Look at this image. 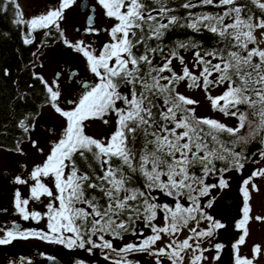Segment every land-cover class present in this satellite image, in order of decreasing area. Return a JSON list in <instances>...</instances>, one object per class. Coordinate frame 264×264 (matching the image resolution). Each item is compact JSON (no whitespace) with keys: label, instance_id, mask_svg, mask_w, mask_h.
<instances>
[{"label":"snow or ice","instance_id":"6c2138e0","mask_svg":"<svg viewBox=\"0 0 264 264\" xmlns=\"http://www.w3.org/2000/svg\"><path fill=\"white\" fill-rule=\"evenodd\" d=\"M75 2L59 0L58 5L27 21L18 0H3L0 12L11 8L12 23L27 26L29 33L23 42L31 44V33L37 30H49L45 32L48 35L54 27L63 37L60 21ZM97 2L105 16L116 21L108 30L111 42L97 55L83 41L72 44L64 40L84 56L97 82L82 81L80 96L71 101L74 107L63 110L57 104L60 91L36 77L46 89L47 102L66 120V126L58 140L51 142L44 163L35 166L29 177L34 181L30 187L33 201L40 202L44 196L51 198L46 212L30 211L29 199L22 198L20 191L14 194V209L25 221L39 223L46 218L47 231L22 230L15 223L7 228L0 226V246L38 239L89 254L99 249L109 264H140L129 259L137 253L154 256L155 264H162L161 257L171 264H183L184 254L191 250L189 264H202L207 259L204 252L208 251L202 248V242L214 238L226 225L204 211V207H212V201L202 207L201 198L210 196L213 189L222 191L229 187L224 174L244 168L248 144L256 141L262 145L259 156L264 160V48L260 46L264 44V0H184L179 7L186 10L185 16L175 14L176 9L169 6L168 0ZM208 6L219 11H192ZM177 26L194 32L207 30L218 38L217 45H223L206 50L203 55L200 51L194 53L195 65L202 67L199 76L186 66L181 75L173 71V59L184 64L175 50L169 52L162 66L153 65L154 56L164 53L159 41ZM87 31L98 34L91 20ZM194 46L180 43L177 47ZM214 60L217 62L213 63ZM165 72L170 75H163ZM185 80L189 89L202 88L212 109L236 119L237 125L230 127L212 118L197 117L192 106L198 102L177 91L179 82ZM224 85L227 87L221 95L211 96L210 88ZM122 88L128 89L126 94ZM113 114L115 130L107 138L96 139L85 133L86 121L100 120L109 125L108 117ZM19 127L24 133L31 130L24 120ZM245 128V134L240 135ZM32 145L37 147V142L32 141ZM217 161L227 166L218 169ZM217 174V183L206 182ZM49 177L55 193L42 182V178ZM256 177L264 179V168L254 171L241 184L242 217L235 228L242 234L232 244L233 264H254V259L264 254L259 245L253 247V259L239 254L249 235L250 221L264 223V215L251 216V192H259L258 185L253 183ZM14 183L24 185L28 180L17 176ZM156 192L170 197L174 204L158 203V197L153 195ZM182 199L188 206L181 203ZM161 212L164 226L154 223ZM202 220L208 222L205 230L194 226L187 238H177L190 223L198 226ZM141 222L151 230V235L144 236L142 230H137ZM127 234L136 236L138 242L116 249L113 241L123 240ZM164 236L169 237V242L157 248ZM213 247V259L219 260L225 246L217 243ZM25 260L21 257L20 264H25ZM26 264L33 261L27 259Z\"/></svg>","mask_w":264,"mask_h":264},{"label":"rangeland","instance_id":"374dc122","mask_svg":"<svg viewBox=\"0 0 264 264\" xmlns=\"http://www.w3.org/2000/svg\"><path fill=\"white\" fill-rule=\"evenodd\" d=\"M79 2L76 0V2L73 4L72 7L69 9L65 10L64 12V19L60 21V27L63 30V33L65 35V39L67 40H73L75 42H80V36L75 33V27L79 28H85V19L86 15L81 14L79 12ZM59 1L55 4L53 3H47L46 1L43 0H19V4L21 7V10L23 11L24 14V19L27 21L39 14L45 13L48 9L58 5ZM100 10L98 12V26L97 27H112L116 23L114 19L108 18L105 16V11L104 9L99 5ZM257 38H260V33L257 31L256 33ZM94 43H90L89 46L93 50H95ZM262 48H264V44L260 45ZM184 64L180 65V67H187L190 72H193L195 74L199 73V68L195 66L194 59L191 56H186L184 57ZM178 68V67H177ZM56 68L53 69V71ZM180 68H178L179 71ZM52 71V72H53ZM50 79H45L46 81H54L53 75L51 74ZM97 82V78L95 79L94 83ZM60 86L61 84L58 83ZM223 86L217 87L215 89H209V92L211 96L213 97H218L223 91H224ZM57 90V89H54ZM179 93L185 95L188 98H191L198 103L196 105H193L192 107H195L196 109V116L197 117H208L212 118L215 120H218L221 123H224L227 126L230 127H235L234 121L230 120L228 118H225L222 114L215 112L212 109L211 102L206 98V93L202 90V88H192L189 89L185 83H183L179 89ZM74 107V106H73ZM73 107H67L65 106L63 110H71ZM43 113L45 115H49L51 120L54 123V126H57V128H64L66 126V120L62 118L58 113L53 112L52 110L49 109H44ZM111 120V123L109 125H104L100 120H92V121H86V127H85V133L93 138L96 139H104L107 138L115 128V116L114 114L110 117H108ZM60 131L56 134L54 138H52L51 141H45V142H37V147H33V145H26L27 148L29 149V153L27 155L28 158H30V162L27 164V169H28V177H30L31 171L34 169L35 166L37 165H42L47 157V155L51 151L52 143L53 141L58 140V138L61 136ZM38 149H42L43 151L40 152ZM10 162L12 163V156L10 157ZM250 162H255L256 167L255 170L262 169L264 168V160L260 159L259 154ZM246 163V165L248 164ZM3 165L5 166L4 162ZM245 165V166H246ZM244 166V168H245ZM240 172L232 171L224 174L225 179L229 183V187L225 188L224 190H219V189H213L211 191L210 196L207 197H202L201 198V205L202 207L206 205L209 201H212V207L207 208L204 207V211L208 214L211 215L215 220L222 222L223 224L226 225L225 228L220 229L216 232L214 238H211L210 240L206 239L202 242V248L208 249V251L204 252V256L207 258L202 261V264H230L231 259L233 258V254H231L230 249L232 248V244L238 240L239 236L242 234L240 231H238L235 228L236 222L241 219L242 217V208H243V195L240 191L241 189V184L242 181L246 178H249L252 172L249 175H244L243 170ZM8 179L7 178L5 180ZM42 182L45 183L50 189L53 190L55 193V188L52 179L49 178H42ZM209 184L212 183H217L218 178L216 179H209L206 181ZM253 183H256L259 187V192L252 191L251 192V200H250V205L252 207V212L251 216L255 217L258 215H264V179H261L259 177H256L253 179ZM34 184V181H32L31 185H27L24 190H22L21 197L29 199V205L28 209L30 211L35 210L39 211L42 214L46 212V205L49 202L51 198L49 197H41L40 202L33 201L30 196V187ZM251 188V186H249ZM12 190L6 189L3 187V185H0V198L4 199L5 197L7 198H12ZM158 203H168L169 205L174 204V201L170 197L164 196L162 193H158L157 196ZM215 197L213 200L212 198ZM228 197H234L240 200V204L237 206L234 205H226L223 203V200L228 198ZM185 206H188L187 201H181ZM11 213L16 212L14 207H12V210H10ZM1 219V218H0ZM15 222H24L28 224V229L26 230H43L47 231V220L42 219L39 223H31L33 220H28L30 223L25 220H23L20 216L14 220ZM155 224L158 226H164V219H163V213H158L157 219L154 221ZM208 222L202 220L199 225H195V223H190L189 228L184 229L179 235L178 239L183 240L187 238L189 235H191L189 229L192 227H198L199 230H205L207 228ZM249 235L245 238V243L240 246L239 248V254L242 257H247L249 259H253V247L255 245H259L262 250H264V223H259L255 221V219L250 221L249 224ZM152 234V233H151ZM2 235V233H0ZM130 237V238H129ZM126 237L123 240H115L113 241V245L116 249L121 248V245L123 242L125 244L128 243H135V237L134 236H129ZM107 239H111V237H106ZM37 239H29V240H17L18 242H23V241H36ZM169 242L168 237H163L162 241L159 243L161 245H165ZM158 243V242H157ZM192 243V241H190ZM221 243L225 247L222 249L220 252V259L219 260H214L213 257L216 255L215 248L213 247L214 244ZM158 248V246L156 245ZM5 248V245L0 246V253H3ZM192 256L191 250L187 251L184 254V258L186 262L189 264L190 262V257ZM1 257V255H0ZM254 264H264V254L260 255L258 258L254 259Z\"/></svg>","mask_w":264,"mask_h":264},{"label":"flooded vegetation","instance_id":"af4514ba","mask_svg":"<svg viewBox=\"0 0 264 264\" xmlns=\"http://www.w3.org/2000/svg\"><path fill=\"white\" fill-rule=\"evenodd\" d=\"M47 3H57L59 0H43ZM82 1V0H78ZM79 2V3H80ZM95 7V24L94 28L98 30L97 33H90L87 31V27L79 28L75 27V33L80 36L81 32H88L84 39H81L80 42L83 41L84 45H88L90 43H94L96 45L94 48L96 54L98 55L101 51L102 47L110 43L109 31L111 27H97L98 26V12L100 10L99 4L97 0H89V8ZM90 13V10L87 9L85 15L87 16ZM60 30L63 32L62 28ZM43 31V30H38ZM60 37V38H59ZM65 35L63 37L60 35L58 37H53L51 42H47L46 44H41L39 46L40 52L36 54L34 60V72L38 77H42L44 81L45 79H50V75H53L55 83L52 81H47L48 85L53 87V89H57L58 83L61 84L57 90L60 91L61 95L57 101L58 106L62 109L67 107H73L74 105L71 101L76 100L81 92V82L87 81L90 83H94L95 77L89 71L86 63V59L81 53L76 52L73 48L68 47L65 43ZM67 40V39H66ZM72 44H76L77 42L73 40H67ZM56 68L54 71L53 69ZM53 71V72H52ZM57 73H59V77H57ZM44 109H49L55 112V110L48 103L34 118V120L30 123L31 130L27 133L26 137L23 140L19 141V150H17V145L14 146V149H0V185H3L4 188L12 190V198L5 197L4 199L0 198V210L7 209V212H0V226L5 228L9 227L15 222L16 218L19 215L14 212L11 213L12 207H14V194L16 191H22L27 185H31L32 181L27 179L28 177V169L27 164L30 162V158L27 157L29 153V149L26 145H32V141L36 142H45L51 141L52 138L56 136L58 131L62 133V128H57L54 126L53 121L49 117V115H45L43 113ZM56 113V112H55ZM49 129H53L54 131L49 132ZM60 133V135H61ZM11 151L14 156L12 159V163L9 165L5 160V152ZM3 162L5 166L3 165ZM21 168H24V173L19 174ZM8 173V179L5 180L3 178V173ZM19 176L22 179L28 180L27 184L17 185L14 183L15 178ZM27 222V221H26ZM30 223V221H28ZM34 222L31 223L33 225ZM36 223V222H35ZM22 225V230L28 229V224L24 222L20 223ZM137 230H142L144 236L151 235V230L149 228H145L143 223H138ZM133 236L131 234H127L126 237ZM135 237V243L138 242L137 237ZM167 237V236H164ZM130 238V237H129ZM169 238V237H168ZM178 238V237H177ZM125 245V242L122 243L121 247ZM158 248L163 247L159 242L157 243ZM44 254V255H42ZM0 264H20V258L24 257L27 259H31L33 264H77L78 261H82L83 264H109V261H105L103 259V253L96 249L92 254H89L85 250L81 249H73L69 250L64 248L61 245L49 244L43 242L41 240L36 241H23L18 242L13 241L10 245H5L3 253H0ZM47 257H53L54 259H47ZM129 259L140 262V264H155L156 258L154 256H149L144 253H137L129 256ZM25 260V264H26ZM162 264H171V262L161 257ZM183 264H188L184 258ZM225 264V263H223Z\"/></svg>","mask_w":264,"mask_h":264},{"label":"trees","instance_id":"16d2710c","mask_svg":"<svg viewBox=\"0 0 264 264\" xmlns=\"http://www.w3.org/2000/svg\"><path fill=\"white\" fill-rule=\"evenodd\" d=\"M183 2L184 0H168L169 6L175 8V14L179 16L186 15V10L179 7ZM0 3H3V0H0ZM192 11L216 12L219 11V9L208 6L203 9H193ZM13 19L14 14L11 8L7 12H0V149H14L16 143L20 140H23L27 135V133H24L19 127V122L24 120L30 125L39 112L49 103L47 102V92L44 88V85L39 79L36 78L38 76L34 72V60L36 54L40 52L39 46L41 44L51 42L54 36H60V33L57 32L54 27L50 30V34L48 35H45V32L49 30H37L32 33L31 39L33 42L31 44H25L23 42L25 38L22 36V25H14L12 23ZM217 39V37L207 30L194 32L189 28H181L178 26L172 28L166 32L162 40L159 41L160 46L164 48V53H158L154 56L153 65L155 67L162 66V64L165 62V57L172 50L177 51L178 56L183 57V59L186 56H191L194 59V53L196 51H200L201 55H203L204 51L206 50H212L218 46L222 47L223 45H217ZM151 43L153 46H156L157 42L153 41ZM180 43L195 46L178 48L177 46ZM250 47L252 46L250 45ZM208 59L211 58L208 57ZM216 62L217 61L215 60L213 61V63ZM180 65L179 59L172 60L171 67L178 75L182 74V70L184 68L180 67ZM177 67L180 68L179 71ZM196 67L199 68V73H191L199 76L200 72L202 71V67ZM163 75L168 76L170 73L165 72ZM214 78L215 76L210 77V79ZM183 83L187 85L188 81L185 80L179 82L177 91ZM223 87L226 88L227 85H224ZM215 88L217 87L210 89ZM121 91L126 94L128 89L122 88ZM118 106L122 105L118 104ZM215 112L220 113L218 111ZM225 118L233 120L235 126L237 125L236 119L231 117ZM246 131L247 129L245 128V130H243L240 135H244ZM224 139L228 140L230 138L224 137ZM261 147L262 145L256 141H253L245 147L244 154L247 159L244 162V166L259 154ZM236 150L240 151V148H237ZM226 166L227 165H225L223 162H216V167L218 169ZM194 171H197L199 174L198 169ZM216 178H218V174L210 176L207 180H214ZM157 194L158 192L153 193L155 196H157ZM181 201L186 200L182 199Z\"/></svg>","mask_w":264,"mask_h":264},{"label":"water","instance_id":"95a60500","mask_svg":"<svg viewBox=\"0 0 264 264\" xmlns=\"http://www.w3.org/2000/svg\"><path fill=\"white\" fill-rule=\"evenodd\" d=\"M88 6H89V0H82L78 6L79 12L81 14H85L87 9L90 10V13L86 16V19H85V27H87V28H88L89 20H91L92 26H94V24H95V20H94L95 19V7L89 8ZM28 33H29V29L27 28V26L22 25V36H23V38H25L26 34H28ZM86 34H88V32H81L80 33L81 39H84ZM109 37H110V35H109ZM110 40H111V37H110ZM4 156H5V160L8 161L7 164L10 165L11 164L10 157L12 156V159H13V156H14L13 152H11V151L5 152ZM255 167H256L255 162L248 163L243 170L244 175L251 174L255 170ZM23 173H24V168L23 169L21 168L19 174H23ZM7 175H8V173L4 172L3 178L6 179ZM223 203H225L226 205L237 206L238 204H240V200L237 198H234V197H228V198L223 200ZM15 224H17L20 228H22V225L20 223H15ZM230 251H231V254H233L232 248L230 249ZM230 264H233V258L231 259Z\"/></svg>","mask_w":264,"mask_h":264},{"label":"bare ground","instance_id":"6f19581e","mask_svg":"<svg viewBox=\"0 0 264 264\" xmlns=\"http://www.w3.org/2000/svg\"><path fill=\"white\" fill-rule=\"evenodd\" d=\"M8 162V161H7Z\"/></svg>","mask_w":264,"mask_h":264}]
</instances>
